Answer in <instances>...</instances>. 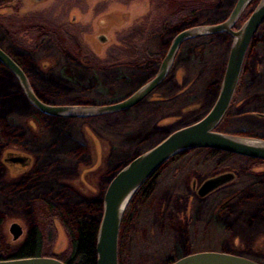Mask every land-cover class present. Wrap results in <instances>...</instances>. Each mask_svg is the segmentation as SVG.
Segmentation results:
<instances>
[{
    "label": "rangeland",
    "instance_id": "1",
    "mask_svg": "<svg viewBox=\"0 0 264 264\" xmlns=\"http://www.w3.org/2000/svg\"><path fill=\"white\" fill-rule=\"evenodd\" d=\"M235 1L9 0L5 2L0 0V45L9 50L10 44L28 47L44 41L32 61V67L42 74L53 69L58 72H69L73 76L74 67L79 70L98 71L101 74L103 69L124 59V52L128 51V48L140 47L147 38L145 36L147 27L155 25L166 13L169 15L180 7L199 5L200 9L196 12V17L190 20L185 18L187 20L185 23L181 19L169 30L150 37L147 41L150 49L158 53V57L150 68H146L149 62L137 68L147 70V78H149L155 74L171 39L178 31L190 26L223 21ZM258 2L259 0H250L240 15L236 28L245 22ZM263 24L264 22L259 28L263 26L261 28L263 29ZM139 31L144 35L143 40L140 41L137 38L139 36L134 35ZM99 35L104 36V41L97 39ZM221 35L224 36V40L220 36L214 37L205 52L203 49L208 39L204 36L195 38L188 43V46L182 45V48L177 50L167 77L143 99L167 101L170 106L150 123L149 129L151 128L155 134L148 137L139 150L127 147L120 141L121 138L117 134L110 131L109 123L111 122L104 118L116 112L89 118L60 117L68 119L67 126L72 131V136L83 145V155L68 162L65 172L55 177V184L63 187L75 200L83 203L100 201L102 212L101 199L109 180L130 158L136 153L144 152L171 131L209 110L218 93L231 42L226 34L221 33ZM192 48H194L193 51ZM214 53L215 56L218 54L220 56L219 71L213 72L211 76L214 78L215 75L219 79V84L208 92L202 86L204 77L201 69L203 63ZM199 55H202L201 61H199ZM134 65L130 64V66ZM263 67L264 49L248 48L235 94L226 115L217 127L218 131L264 139V113L241 112V110L253 108V97L256 94L247 85L262 77ZM142 84L136 85L135 88ZM34 89L39 93L35 83ZM110 91L107 89V92ZM118 93L115 91V94L118 95ZM72 96L56 104L92 105L93 103L95 105L104 101L97 92H77ZM259 110L264 112V107ZM40 115L44 114L30 105L29 112L21 119V125L27 130L29 141H37L43 135L44 121L39 118ZM147 134L149 131L145 135L148 136ZM5 152L25 154L30 158L31 164L24 168L5 164L6 169H2V176L0 167V182L10 184L17 182L23 176L27 177L37 159L29 146L11 141ZM4 153L1 155L0 152L1 160ZM164 172V182L169 181L160 185L156 197L152 200L153 218L146 225L135 227L133 231L127 230L128 234H125V243L121 248L122 254H125V245H128L129 239V247L133 254L135 251L133 249L136 247L145 245L146 248V244L147 247L150 246L156 237L162 233H168L174 235L185 249L188 248L185 244L186 238L190 236L192 241L190 250L222 251L264 263V229L250 231L242 226H231L223 232V228L218 226L222 217L224 219V212L233 206L231 199L244 186L245 174L249 175L251 182L264 177V162L249 163L244 159L232 158L219 164L216 160L206 161L197 154L189 153ZM223 173L233 174L229 183L203 197L197 194V189L204 180ZM55 209L60 217L56 214L53 216V212L48 211L43 204L35 203L34 198L30 200V206L27 209L13 205L0 206L2 211L0 254L9 255L17 250L31 226H38L44 237L48 233L51 234L50 242L48 244L46 242L44 254L67 253L69 251V237L66 229L68 224L59 208ZM96 215L100 220L99 211ZM12 222H18L23 228V234L16 241L12 239L8 231ZM122 257V260L120 259L122 264L129 263V260L126 261L124 256ZM145 264L158 263L150 260Z\"/></svg>",
    "mask_w": 264,
    "mask_h": 264
},
{
    "label": "trees",
    "instance_id": "2",
    "mask_svg": "<svg viewBox=\"0 0 264 264\" xmlns=\"http://www.w3.org/2000/svg\"><path fill=\"white\" fill-rule=\"evenodd\" d=\"M6 1L9 2V0ZM199 9V5L180 7L172 14L169 13L168 15L166 13L155 25L147 27L145 35L147 38L140 47L128 48L129 50L124 52V59L119 60L120 62L115 63L113 66L103 69L101 74L98 71H91L90 69L79 70L75 67V75L73 74V76L69 72H58L53 69L46 74L38 72L32 67V61L40 51L44 41L39 43L40 45L28 46L29 48L21 45L25 49L12 44H10L9 50L4 49L1 45L0 47L20 64L33 85L34 83L36 84L39 90V93H36L42 101L56 104L62 99L72 98V95L77 92H97L104 101L95 105L111 104L126 98L136 89V85L142 84L151 78H147V70L138 69V66H144L148 62L149 64H147L146 68H150L153 61L158 57V53L152 51L149 47L147 41L150 37L169 30L181 19L183 23L187 21L185 18L193 19L197 16L196 12ZM261 28L256 31L249 48L258 47L264 49V28ZM134 35L139 36L137 37L138 41L143 40L144 35L141 31L136 32ZM217 36L224 40V36L221 33L204 36V38L208 39L203 49L204 52L212 43L213 38ZM194 40L182 43L179 49L182 48V45L188 46V43ZM215 55L214 53L213 56H210L203 63V68L201 69L204 77L202 86L208 92H211L214 86L218 87L219 84V79L215 75L214 78L211 76L213 72L217 73L219 71L220 56L219 54ZM199 56V61H201L202 55ZM130 64L135 65L130 66ZM262 69V77L247 85L256 94L253 97V108L241 110L242 113H264L259 110V108L264 107V67ZM107 89L111 91L107 92ZM115 91L119 92L118 95L115 94ZM172 103L174 104V102ZM91 104L93 105V103ZM169 106L170 103L167 101H150L146 99L128 109L108 115L104 120H110L109 129L121 138V142L126 144L127 147L130 146L132 149L139 150L143 147L147 138L155 134L151 128L149 129L150 123L159 114L162 115L164 109ZM29 110L30 105L24 98L15 79L0 64V152L6 146L9 147V142L14 141L28 145L37 157L34 168L27 177L23 176L17 182L10 184L0 182V206L13 205L27 209L30 206V200L34 198L35 203L43 204L48 211L53 212V216L56 214L60 217L57 209H55L58 207L62 217L68 224L66 229L69 237V251L64 255L44 254L46 242L47 244L50 242L51 234L48 233L44 237L38 226H31L27 230L21 246L9 255L0 254V260L15 257L44 256L58 259L67 264H95V237L99 223V218H97L96 214L98 211L101 214L100 201L97 203H83L75 200L68 195L63 187L55 184V177L65 172L68 162L83 155V145L72 136V131L67 126L68 119L47 115H40L39 117L44 121L41 139L29 141L27 130L21 125V119ZM203 115L182 126L198 120ZM147 131H149L148 136L145 135ZM135 134H137V137H135ZM139 153H136L133 157ZM189 153L197 154L206 161L216 160V163L219 164L232 158L244 159L249 163L264 162L218 150L202 148L187 150L168 159L136 191L122 217L118 235V264H122V256H124L126 261L129 260L127 264H145L150 260H154L158 264H168L181 256L198 252L189 249L192 244L190 236L186 238L185 244L188 245V248L186 247L187 249H185L179 244L174 235L168 233H162L159 237H156L152 241L154 244L151 242L148 247L146 244V248L144 247L145 245L136 247L133 249L135 250L133 254H131L132 249L129 247L130 239L128 245H125V254H122L121 249L122 244L124 245L125 243V234L128 229L133 231L135 227L148 224L153 218L151 211L152 200L156 197L160 185L169 181L164 182V171L181 161ZM0 167L1 170H5L1 163ZM3 170L1 171V176L3 175ZM243 184L241 191L231 199L233 206L224 212V219L222 217L218 225L223 228V232L224 229L226 230V228L228 229L231 226H242L250 231L264 229V177L257 178L251 182L249 175L245 174Z\"/></svg>",
    "mask_w": 264,
    "mask_h": 264
},
{
    "label": "water",
    "instance_id": "3",
    "mask_svg": "<svg viewBox=\"0 0 264 264\" xmlns=\"http://www.w3.org/2000/svg\"><path fill=\"white\" fill-rule=\"evenodd\" d=\"M249 2L250 0H236L227 17L221 22L190 26L178 31L171 39L155 74L129 96L111 104L59 105L41 101L21 68L0 48V63L17 79L25 98L38 112L52 117L89 118L128 109L145 99L167 77L182 43L218 33L226 34L231 40L218 93L209 110L198 120L171 131L155 145L133 157L109 180L101 199L102 212L95 237V264H118V235L125 210L140 186L174 155L202 148L264 161V139L227 134L217 130L235 94L253 36L264 22V0H259L245 22L236 28L237 21ZM99 40L104 41V36H99ZM12 162L17 160L12 159ZM232 178V173L210 177L201 183L197 194L203 197L230 182ZM8 231L15 241L23 234V228L17 222H12ZM0 264L67 263L52 257L28 256L2 259ZM168 264L264 263L238 254L206 250L186 254Z\"/></svg>",
    "mask_w": 264,
    "mask_h": 264
},
{
    "label": "flooded vegetation",
    "instance_id": "4",
    "mask_svg": "<svg viewBox=\"0 0 264 264\" xmlns=\"http://www.w3.org/2000/svg\"><path fill=\"white\" fill-rule=\"evenodd\" d=\"M99 36H101V35H99ZM99 36H98V38L97 39H99ZM1 48V47H0ZM2 49V48H1ZM3 50V49H2ZM20 68H21V70L24 72V74H25V76H26V78H27V80H28V82H29V84L31 85V87H32V89H33V91L35 92V94H36V96L38 97V95H37V93H36V91H35V89H34V85H33V83H32V81H31V79L28 77V75L25 73V71L23 70V68L20 66V64L10 55V54H8L5 50H3ZM1 64V63H0ZM10 74H11V76L15 79V81H16V83H17V85H18V87H19V89L21 90V87H20V84L18 83V81H17V79L13 76V74L3 65V64H1ZM236 91V90H235ZM21 92H22V90H21ZM22 94H23V92H22ZM23 96H24V94H23ZM24 98H25V96H24ZM39 98V97H38ZM26 99V98H25ZM40 99V98H39ZM41 100V99H40ZM26 101H27V99H26ZM42 101V100H41ZM150 101H154V100H150ZM28 102V101H27ZM43 102H45V101H43ZM46 103V102H45ZM28 104H29V102H28ZM49 104V103H48ZM30 105V104H29ZM8 146H6L5 148H3V150L1 151V155L6 151V150H8ZM2 158H3V160H1L0 159V163L2 164V166L4 167V169H6V167H5V164H10V165H13V166H16V167H19V168H24V167H28L31 163H30V158L28 157V156H26L25 154L23 155V154H20V153H17V154H13V153H11V152H5L4 153V155L2 156ZM12 159H16L17 160V162H12ZM253 160V159H252ZM229 183V182H228ZM227 184V183H226ZM225 185V184H224ZM223 185V186H224ZM18 223V222H17ZM25 239V238H24ZM24 239H23V241H24ZM22 241V242H23ZM22 244V243H21ZM20 244V245H21Z\"/></svg>",
    "mask_w": 264,
    "mask_h": 264
}]
</instances>
